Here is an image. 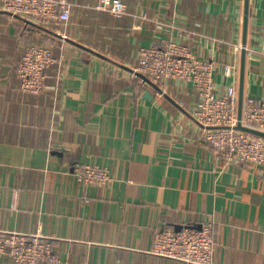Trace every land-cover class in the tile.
I'll use <instances>...</instances> for the list:
<instances>
[{
	"label": "crops",
	"instance_id": "crops-1",
	"mask_svg": "<svg viewBox=\"0 0 264 264\" xmlns=\"http://www.w3.org/2000/svg\"><path fill=\"white\" fill-rule=\"evenodd\" d=\"M70 1L68 22L0 10V230L41 233L68 264H181L152 252L155 232L212 221L213 264H264V166L203 138L192 83L156 89L134 70L141 46L174 40L213 61L221 89L238 65L239 91L245 0H123L120 17ZM31 43L65 55L38 95L17 76ZM245 49L244 99H264V0H249ZM77 162L112 180L83 185Z\"/></svg>",
	"mask_w": 264,
	"mask_h": 264
},
{
	"label": "built area",
	"instance_id": "built-area-1",
	"mask_svg": "<svg viewBox=\"0 0 264 264\" xmlns=\"http://www.w3.org/2000/svg\"><path fill=\"white\" fill-rule=\"evenodd\" d=\"M72 6L70 0H0V10L44 24L68 22ZM96 7L119 17L129 14L123 0H100ZM62 38L66 40L67 36L63 33ZM64 56L57 55L52 46L29 44L17 65L20 89L40 94L46 87L47 69ZM134 70L149 77L159 88L172 80L192 83L199 97L193 117L202 127L203 138L229 163L264 166V137L237 127L238 65L225 66L231 82L221 89L215 80L213 61L196 56L185 44L169 40L164 45L141 46ZM241 121L264 131V99L247 96ZM73 173L86 186H104L112 180L108 167L88 162L75 163ZM214 228L212 221L179 229L163 228L155 232L152 252L181 264H213ZM0 252L9 255L13 264H68L56 253L51 239L41 233L0 230Z\"/></svg>",
	"mask_w": 264,
	"mask_h": 264
},
{
	"label": "water",
	"instance_id": "water-1",
	"mask_svg": "<svg viewBox=\"0 0 264 264\" xmlns=\"http://www.w3.org/2000/svg\"><path fill=\"white\" fill-rule=\"evenodd\" d=\"M248 9H249V0H245V24H244V47L242 50V61L240 68V90H239V105H238V113H239V123L237 127L247 132H251L253 134H257L264 137V131L243 125L241 121L243 104H244V79H245V67H246V41H247V26H248ZM138 76L141 77L146 85L154 86L156 89L159 87L146 75L142 73H138ZM149 94V90L147 89L145 95Z\"/></svg>",
	"mask_w": 264,
	"mask_h": 264
}]
</instances>
